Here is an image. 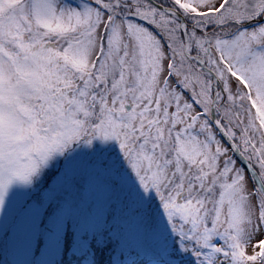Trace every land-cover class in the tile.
<instances>
[{"label": "snow or ice", "instance_id": "6c2138e0", "mask_svg": "<svg viewBox=\"0 0 264 264\" xmlns=\"http://www.w3.org/2000/svg\"><path fill=\"white\" fill-rule=\"evenodd\" d=\"M0 264H264V0H0Z\"/></svg>", "mask_w": 264, "mask_h": 264}]
</instances>
